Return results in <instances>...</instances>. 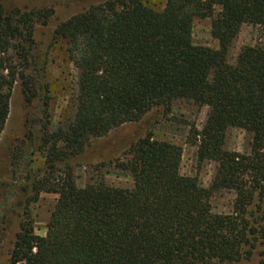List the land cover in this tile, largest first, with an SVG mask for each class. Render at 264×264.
Listing matches in <instances>:
<instances>
[{
  "label": "trees",
  "instance_id": "trees-1",
  "mask_svg": "<svg viewBox=\"0 0 264 264\" xmlns=\"http://www.w3.org/2000/svg\"><path fill=\"white\" fill-rule=\"evenodd\" d=\"M53 10L0 3V139L16 83L32 112L9 153L10 198L0 200V227L13 197L21 221L10 264H239L264 239V45L230 50L243 26L264 29V0H107L60 22L52 42L78 72L76 95L53 127L47 63L34 34ZM210 21L217 49L192 42L195 20ZM177 102L208 108L203 127L173 116ZM189 129L197 166L216 165L211 186L180 174L182 147L152 132L115 163L94 166L77 184L70 162L110 132L152 111ZM251 135L250 151L226 148L227 133ZM131 179L110 184L104 169ZM235 194L233 211L216 214L211 199ZM57 196L44 237L32 209L41 194ZM249 208L261 218L251 219ZM261 213V214H260Z\"/></svg>",
  "mask_w": 264,
  "mask_h": 264
},
{
  "label": "rangeland",
  "instance_id": "rangeland-1",
  "mask_svg": "<svg viewBox=\"0 0 264 264\" xmlns=\"http://www.w3.org/2000/svg\"><path fill=\"white\" fill-rule=\"evenodd\" d=\"M107 0H0L7 8L53 10L52 19L46 26H37L34 34L36 43V55L40 61L47 63L44 83L49 84L52 92L54 106L51 115L53 127L62 122L71 101L76 95V82L78 72L74 66L66 60L64 50L52 42V33L55 27L63 21L80 14L91 6L104 3ZM192 42L196 46L217 49V42L210 35L209 20H195L192 30ZM264 45V29L254 26H243L236 41L233 43L229 62L233 63L239 52L248 47H261ZM24 102L20 85L16 83L10 99V112L5 129L0 139V200L10 198L9 187L12 183L9 168V153L12 147L24 137V118L32 112ZM208 108L198 109L190 103L177 102L173 106V116L194 124L201 129L207 119ZM189 129L184 126L162 121L161 111L155 110L144 117L138 123L126 124L102 139L93 140L83 154L70 163L75 165V175L78 186H83L91 176L94 166L100 164H113L121 159L129 147L143 138L148 132H152L158 140L172 142L183 149L180 174L185 177L196 178L201 187L208 189L214 179L216 165L205 162L201 167L197 166V148L186 144ZM251 135L242 130L233 129L227 133L226 148L229 151L247 154L250 151ZM106 180L118 187L131 186V179L126 174H121L112 168L103 171ZM57 196L53 194H41L38 203L31 208L34 219V232L44 237L46 225L51 211L56 203ZM17 198L5 206L7 219L0 227V264L9 263V251L14 241V235L18 232L21 221V208L16 207ZM235 194L223 191L217 193L211 199L212 210L216 214L228 215L233 211ZM264 210V208H262ZM261 214V213H260ZM252 220L261 218L256 208H249ZM264 223V221H263ZM239 264H264V239L260 240L253 250L250 258L243 259Z\"/></svg>",
  "mask_w": 264,
  "mask_h": 264
}]
</instances>
